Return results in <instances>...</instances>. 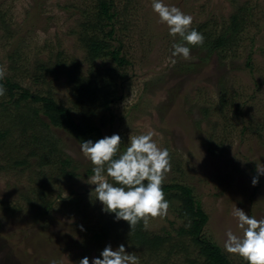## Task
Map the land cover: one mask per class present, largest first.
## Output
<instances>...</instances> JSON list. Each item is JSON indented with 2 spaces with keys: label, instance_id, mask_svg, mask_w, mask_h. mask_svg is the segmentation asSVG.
<instances>
[{
  "label": "rangeland",
  "instance_id": "rangeland-1",
  "mask_svg": "<svg viewBox=\"0 0 264 264\" xmlns=\"http://www.w3.org/2000/svg\"><path fill=\"white\" fill-rule=\"evenodd\" d=\"M112 1L116 14L108 44L120 48L128 62L121 65L110 55L91 60L86 52L88 38L94 36L105 44L102 38L110 28L104 27L102 37L91 28L84 31V14L96 0H0L4 80L33 93L48 90L59 104L71 108L74 81L114 75L113 118L110 121L108 111L97 108L94 124L104 123L103 136L121 135V152L132 136L152 131L153 139L171 156L172 168L164 183L190 185L208 215L201 234L217 243L233 264H245L223 245L228 230L240 233L232 214L235 205L264 218V176L256 190L251 184L257 170L264 169V0H165L191 15L192 27L204 39L219 34L232 13L245 8L244 20L228 46L212 50L189 46L191 58L175 57V64L170 62L173 37L152 11V0ZM40 64L50 70L60 66L62 73L55 76L57 72L51 70L45 76L50 83L39 86L34 74ZM80 112L71 110L76 120ZM7 115L0 107V117ZM50 132L59 139L60 152L73 160L75 175H53L47 181L51 205L47 215L37 220L19 196L40 184L38 169L3 168L6 153L17 156L26 151L19 145L20 128H11L0 142V204L16 207L12 217L3 216L0 208V264H78L84 250L78 244L86 239L81 226L108 229L99 250L85 246L90 259L107 244H124L140 264H184L183 252L165 257L167 248L151 254L132 244L127 226L116 222L93 198V173L88 171L93 165L79 150L80 143L65 129ZM141 224L154 233L167 230L172 242L180 241L176 229L181 223L170 207L166 217H149L147 225Z\"/></svg>",
  "mask_w": 264,
  "mask_h": 264
},
{
  "label": "trees",
  "instance_id": "trees-1",
  "mask_svg": "<svg viewBox=\"0 0 264 264\" xmlns=\"http://www.w3.org/2000/svg\"><path fill=\"white\" fill-rule=\"evenodd\" d=\"M242 11L245 12L244 6L239 7L237 12L232 13L229 18V24L219 34L212 38L206 36L202 46L206 47L207 50L228 46L244 20L241 19ZM89 12L92 13L89 14ZM115 14L112 0H96L94 7L84 14V19L86 20L84 31H88V28H91L92 31L99 32L100 34L98 35H101L104 27L110 26L109 30L105 32V36L101 35L105 44L94 39V36L88 38L85 49L91 60L110 55L119 65L128 63L120 55L119 47L116 49L111 48L108 44L114 30V24L111 21H113ZM40 65L38 72L34 74V79L39 86L50 83V80H47L49 83L45 81V76L51 75V70H54V73L57 72L55 76L62 73L61 70H58V68H61L60 66L50 70L46 65ZM54 73L49 77L53 78ZM114 80V75L99 74L86 80L82 78L74 81L73 93L75 96L71 108L59 104L48 90L45 93H33L18 83L9 80L0 81L6 89L5 96L0 97V107L9 114L5 118L0 117V142L3 143L6 140L11 128L19 127L21 130L20 141H22L19 145L21 149L24 148L26 150L22 154L18 153L17 156H10L9 152L6 153L8 156L5 157L3 168L14 169L19 167L21 169H29L30 167H36L38 169L37 175L40 184L36 188H32L29 193L19 196L27 205L29 213L36 220L46 216L50 208L51 201L48 200L47 188L51 177L53 175L58 177H72L75 175L73 160L60 152L59 139H56L51 134V128L67 130L79 143L82 140H96L103 137L101 128L104 123L94 124V109L102 108L104 111H108L109 120H112L113 115L110 111V103L116 93L112 89ZM72 109L81 111L78 120L73 117ZM11 142L14 143V139ZM88 171L92 173L91 170L88 169ZM258 186L256 184L253 191ZM163 190L165 198L170 203L171 211L176 219L180 220L181 224L176 229V236H179L180 241L172 242L171 234L167 230L155 233L150 232L143 227L141 222L134 229H130L126 221L119 220V222L127 226L131 243L142 246L151 254L167 248L165 257L169 253L173 254L176 252L178 254L183 252L184 264H233L217 243L201 234L203 226L208 220V215L203 211L191 186L171 182L164 183ZM0 208H3V216L12 217L16 207L6 202L0 204ZM112 214L114 215V213ZM102 227L83 226L86 239L78 244L79 247L84 249L83 257L88 255L91 248L95 247L94 249L99 250L102 247L101 244L105 241L106 231L108 233V229H102ZM185 241L188 243L185 244ZM85 246H89L90 250H86ZM187 247H191L193 255L191 252L186 253ZM2 264L7 263L3 262Z\"/></svg>",
  "mask_w": 264,
  "mask_h": 264
},
{
  "label": "clouds",
  "instance_id": "clouds-1",
  "mask_svg": "<svg viewBox=\"0 0 264 264\" xmlns=\"http://www.w3.org/2000/svg\"><path fill=\"white\" fill-rule=\"evenodd\" d=\"M151 7L173 37L170 62L175 64V57L190 59L189 46L204 43V35L192 27L193 17L165 0H152ZM5 75V69L0 67V81ZM5 94L6 89L0 83V97ZM153 136L152 131L132 136L122 152L120 146L123 141L119 133L96 140H82L79 144V150L93 165L90 178V184L95 186L93 198L101 203L103 211L114 213L116 221H126L130 229L141 221L147 225L149 217L168 215L170 203L165 198L163 184L172 168L171 156L169 150L159 146ZM260 176H264V169H258L252 177L253 186L259 182ZM232 214L237 219L240 233L232 230L225 233L224 250L242 257L246 264H264V218L251 216L236 205ZM78 264H140V258L126 251L124 244L116 247L107 244L99 256L91 259L84 256Z\"/></svg>",
  "mask_w": 264,
  "mask_h": 264
}]
</instances>
